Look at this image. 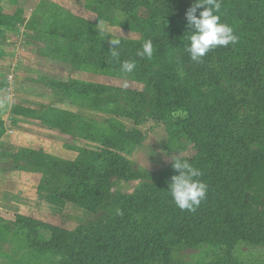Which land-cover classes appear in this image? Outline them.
Returning <instances> with one entry per match:
<instances>
[{
    "label": "trees",
    "instance_id": "1",
    "mask_svg": "<svg viewBox=\"0 0 264 264\" xmlns=\"http://www.w3.org/2000/svg\"><path fill=\"white\" fill-rule=\"evenodd\" d=\"M195 2L87 0L89 10L102 6L111 16L119 13L133 23L137 21L134 11L145 8L146 18L136 24L142 36L139 41L94 32L88 29L91 26L67 28V23L55 28L57 34L51 31L72 44L57 52L74 60L73 66L86 65L88 70L92 66L104 75L120 78L121 63L135 61L133 73L122 78L142 84L144 91L117 90L121 96H107L110 89L92 83L70 80L48 85L88 109L120 114L135 126L149 121L166 124L170 118L167 124L185 134L195 150L194 156L182 160L198 168L203 174L199 179L207 185L206 199L197 210L181 211L168 192L171 177L178 175L172 164L149 176L112 140L89 136L96 147L79 150L74 161L20 150L18 154L28 159L17 157L13 166L41 175L39 194L93 214L103 203L109 204V216L97 224L80 226L74 233L16 216L13 230L21 237H33L31 246L42 245L36 237L49 232L51 238L43 245L56 249L55 264H173L174 247L195 248L207 241L226 246L229 253L241 240L253 238L247 237L257 227L249 209L256 203L262 208L264 196L251 197L245 185L264 169V0H221L220 22L231 26L239 39L235 45L211 50L201 62H193L186 51L190 32L185 14ZM14 17L4 15L0 3L3 31ZM87 38L89 43L84 45ZM112 39L121 41L115 58L110 54ZM149 39L152 57L137 56ZM175 111L186 115L173 117ZM21 113L62 132L78 119L51 109ZM2 132L0 123V136ZM116 181L140 182L130 195L120 196L113 188Z\"/></svg>",
    "mask_w": 264,
    "mask_h": 264
},
{
    "label": "rangeland",
    "instance_id": "2",
    "mask_svg": "<svg viewBox=\"0 0 264 264\" xmlns=\"http://www.w3.org/2000/svg\"><path fill=\"white\" fill-rule=\"evenodd\" d=\"M40 1L0 0L2 13L6 16H15L8 29L3 31L4 28H0V47L3 48L2 53L9 56V59L5 61L8 64L0 66L2 68L0 73L3 77H6L13 70L14 89L23 85L19 81L29 74L30 78L36 79L39 83H45V79L46 81L48 79L45 77L52 75L64 79L65 82L71 80L103 86L111 90L106 93L107 96H121L120 93L116 92L117 90L144 91V86L140 83L128 78H115L109 74L104 75L92 66H90L91 69L88 67V70L84 65L83 69L86 74L78 75L74 70L81 68V66H73L71 61L74 60L57 52V49L61 46L71 47L72 44L60 40L57 35H51V31L54 30L57 34L58 30L55 28L62 27L64 23H67V28L75 29L74 26L82 25L83 30H85V28L91 26L88 29L94 30V32L108 34L119 39L139 41L142 36L136 24L139 23V19L146 18L148 11L145 8L141 7L134 11L133 18L137 21L133 23L127 16L119 13L111 16L102 6L89 10L87 0H62L60 3L63 10L51 8L50 3L45 0ZM14 12L18 16L11 15ZM52 17L53 19H51ZM88 40L89 38L86 39L84 45L89 43ZM46 45L53 50L50 54L51 58H58L66 66H62L63 72L60 66H57V69L52 66L53 68L50 71L47 65L40 64L37 61H34L33 64L27 62L29 53H37L42 56L41 52H49L50 50H47ZM13 93L16 95V90ZM58 98H60V95L57 96ZM66 101H71L72 106L83 109L80 113L78 112L81 115L77 116L78 119L71 124V127L67 129L68 131L58 130L63 137H59L60 143H57L56 147L63 145L65 148L72 146L69 148L75 149L76 147L78 150L94 149L96 142L91 141L89 138L91 135L112 140L116 143V147L123 149L126 154L123 155L126 158L141 172L149 176L155 175L171 165L173 163L171 157L174 155L184 159L195 154L190 139L171 124H167L171 121L170 118L166 124L163 121H149L135 126L131 120L120 117V114L113 112L112 115L97 110H88L83 103L69 97ZM28 106L37 109L43 107L39 104ZM58 106H66L68 109L75 110V108L67 106L66 103H64V106ZM10 126L13 129H25L19 127L15 119L10 121ZM8 137H11L9 133ZM9 139L4 138L0 146L7 153L5 158L12 161V164L13 159L17 157L24 161L27 160V156L18 154L22 148L19 145H12ZM75 144H78V146H75ZM4 163L6 164V161H3L2 164ZM25 167L30 168L28 164ZM146 178L150 179L152 177ZM139 182L116 181L113 188L120 196H127L134 191ZM245 190L251 197L252 195L264 196V169L254 175L253 180L245 185ZM41 199L45 198L41 196ZM255 201L257 202L256 199ZM42 204L43 207L46 206L44 214H41L40 217L33 216L35 218L32 219L48 226L60 228L66 233H74L80 226L98 223L100 219L109 216L111 213L108 203H103L98 207L95 214L58 198L55 201L45 200ZM262 206L260 208V205L256 203L249 209L255 220L254 224L257 225V227L253 226L254 231L247 236L253 237L252 239L241 240L229 253H227L226 246L221 247L207 241L195 248L174 247L172 248L173 264H264V203ZM36 208L40 211L38 206ZM15 221L16 215L0 214V264H55L56 249L43 245L51 238L49 232H42L39 237H36L42 245L31 246L30 240L33 237L28 239L15 234L13 230Z\"/></svg>",
    "mask_w": 264,
    "mask_h": 264
},
{
    "label": "crops",
    "instance_id": "3",
    "mask_svg": "<svg viewBox=\"0 0 264 264\" xmlns=\"http://www.w3.org/2000/svg\"><path fill=\"white\" fill-rule=\"evenodd\" d=\"M42 1L43 0L40 2ZM45 1L50 3L51 8H59L63 10L60 3L62 0ZM11 15L18 16L15 12ZM47 50L50 51L41 52L42 56H39L37 53H29L27 62H32L33 64L34 61H37L40 64L47 65L50 71L53 67L57 69V66H60V69L63 72L64 69L62 66L65 65L58 58H51L50 54L53 50L50 47H48ZM2 51L3 48L0 47V66L8 64L5 63V61L9 59V56L2 53ZM1 69L2 68H0V70ZM70 70L72 69L70 68ZM12 71H10L6 77H3L0 73V123L2 124L3 129L0 136V146L2 145L1 142L4 138H10L9 140L12 145H19V147L24 150L41 151L44 154L66 161L76 160L79 156V150L75 146H78V144H75V149L69 148L72 146H67V148H65L63 145L56 147L57 143H60L59 137H63L57 129L46 126L40 120L34 119L33 117L23 116L21 113L22 110L39 113L42 112L43 109H51L69 112L80 116L81 114L79 113L83 108L72 106L71 101H66V99H68L67 95L61 90L48 85L49 82H64V79L50 75L49 77H45L48 78L47 81L45 79V83H39L36 79L33 80L30 78L28 74L22 77L19 81V83H22L23 85L14 89V76ZM74 71L78 75L86 74L83 68H78ZM70 78L72 79V77ZM14 90H16L17 96L13 93ZM58 94L60 95V98L57 99V96H59ZM64 103L70 108H75V110L68 109L64 106ZM30 104H39L43 107L37 109L28 106ZM58 105L64 107H59ZM12 119L16 120L19 127L25 128L23 129L24 131L17 128H11L10 121ZM8 133L11 137H8ZM53 147H55V149H53ZM60 149L61 151L59 152ZM6 156L7 153L5 150L0 148V214L9 213L12 216L16 215L23 218H35L33 216L40 217V215H43L46 210V206L43 207L42 203H44L45 200L55 201L56 198L45 193H38V187L41 182L40 174L16 170L12 161L5 158ZM3 161H6V164H2ZM41 196L45 199H41ZM36 206L40 208V211L37 210Z\"/></svg>",
    "mask_w": 264,
    "mask_h": 264
},
{
    "label": "clouds",
    "instance_id": "4",
    "mask_svg": "<svg viewBox=\"0 0 264 264\" xmlns=\"http://www.w3.org/2000/svg\"><path fill=\"white\" fill-rule=\"evenodd\" d=\"M199 9H203L199 11ZM221 9V0H196L192 7L186 12V20L190 35L187 36L188 46L186 48L190 59L193 62H201L208 52L217 47H227L229 44L235 45L238 36L234 29L226 23H221L218 15ZM110 54L113 58L118 57L116 49L121 41L112 39ZM139 57L151 58L153 55V43L149 39L142 45V50L136 53ZM136 68L135 61L126 60L120 65L119 74L127 77ZM186 115L181 111L172 113L173 117ZM173 169L178 175L171 177L169 184V194L175 206L181 211L195 212L201 202L206 199L207 185L199 177L203 174L192 166L187 160H182L178 155L171 157Z\"/></svg>",
    "mask_w": 264,
    "mask_h": 264
}]
</instances>
